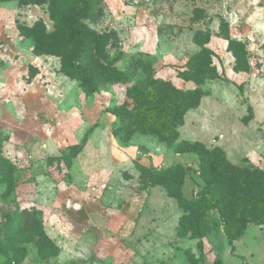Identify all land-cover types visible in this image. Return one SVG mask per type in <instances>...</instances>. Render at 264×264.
<instances>
[{"label":"rangeland","instance_id":"obj_1","mask_svg":"<svg viewBox=\"0 0 264 264\" xmlns=\"http://www.w3.org/2000/svg\"><path fill=\"white\" fill-rule=\"evenodd\" d=\"M94 7L83 25L94 35L86 64L98 89L87 94L60 70L56 1L0 0V264H264V223L240 228L230 245L211 210L197 237L187 202L203 187L199 160L175 152L217 148L233 166L264 172V0ZM198 40L213 54V78L177 137L128 136L125 125L114 136L115 113L129 112L140 84L196 87L177 75L201 51ZM136 164L193 171L181 185L153 182Z\"/></svg>","mask_w":264,"mask_h":264},{"label":"trees","instance_id":"obj_2","mask_svg":"<svg viewBox=\"0 0 264 264\" xmlns=\"http://www.w3.org/2000/svg\"><path fill=\"white\" fill-rule=\"evenodd\" d=\"M6 1V0H4ZM57 11L52 20L55 35L60 39L62 61L60 70L63 76L77 80L87 94H94L98 89L97 76L86 64L92 54L94 35L87 33L83 21L94 12V0H55ZM201 51L186 65V71L178 73V78L184 82H193V89H177L169 81L149 79L137 86L135 99L129 112L122 114L117 111L120 125L112 131L119 136L125 126L126 134L133 132L155 134L174 139L177 137L176 126L180 125L185 113L199 104L201 97L200 85L207 78H213L210 66L212 52L205 48V43L198 40ZM124 109V108H123ZM126 122V123H125ZM84 141L79 146L70 149L69 156L74 158L83 148ZM177 154L191 153L199 160L198 175L203 187L198 192L197 199H190L187 206L194 211V224L198 231L197 237L203 238L209 227L208 212L214 211L217 221H212L215 229L219 226L230 245L237 240L241 228L248 225L264 223V172L251 166L238 168L230 164L220 149L208 150L197 145H186L177 148ZM143 172L149 173L153 182L161 179L170 184L183 183L186 174L193 171L180 164L159 170H153L136 164ZM168 187V186H167ZM13 185L8 184L3 197L11 194ZM208 200V201H206ZM262 212V215L257 214ZM216 264H221L218 262Z\"/></svg>","mask_w":264,"mask_h":264}]
</instances>
